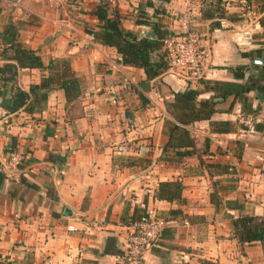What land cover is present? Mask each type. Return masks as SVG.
<instances>
[{"label": "crops", "instance_id": "crops-1", "mask_svg": "<svg viewBox=\"0 0 264 264\" xmlns=\"http://www.w3.org/2000/svg\"><path fill=\"white\" fill-rule=\"evenodd\" d=\"M99 1L138 36L151 31L136 25L142 18L179 34L178 19L187 13V29L203 54V81L242 83L235 68L258 66L251 70L257 75L264 67L242 56L264 49L258 0H222L237 21L222 20L213 29L202 18V0H0V35L13 24L18 41L45 66L67 60L85 83L71 103L61 91L49 92L38 113L0 107V166L10 171L0 188V264H122V256L104 254L105 243L114 239L124 254L134 211L142 205L167 222L143 264H264L261 244L240 243L232 226L243 214L264 219V131L241 140L237 126L253 114L256 123L264 121L260 92L246 94L243 107L233 96L214 98L217 112L210 120L187 126L193 154L178 156L165 148V123L173 121L166 107L175 94L204 85L169 71L147 80L142 69L122 64L114 48L94 42L87 30L99 26L90 15ZM156 8L164 14L154 16ZM41 76L39 69H21L16 85L28 91ZM213 96L202 92L197 101ZM211 122L235 127L214 133ZM12 153L21 159L17 171ZM159 183L179 185L183 203L158 199ZM229 201L240 209L228 208ZM170 210L187 218L171 217Z\"/></svg>", "mask_w": 264, "mask_h": 264}, {"label": "trees", "instance_id": "trees-1", "mask_svg": "<svg viewBox=\"0 0 264 264\" xmlns=\"http://www.w3.org/2000/svg\"><path fill=\"white\" fill-rule=\"evenodd\" d=\"M206 3V7L202 8V18L205 21H211L210 28L220 27L222 20L237 21L234 14H228L222 0H202V4ZM259 12L264 13V0H258ZM161 9H154V16L163 15ZM98 21V28L95 30H87L92 36L94 42L114 48L121 58L124 65L142 69L147 80H153L168 70V65L163 53V40L168 33L162 30L159 21L150 23L148 19H138L136 25L149 27L156 38H139L137 33L127 31L122 28L121 18L116 11L109 12L108 5L99 1L90 12ZM260 27L263 29L264 38V14L259 20ZM0 39L4 47L0 51V57L4 64L0 66V107L8 113H15L20 109H24L27 114L38 113L43 110L47 101L48 94L51 91H61L64 95L66 103H71L80 98L85 90L84 81L77 77L67 60H54L47 66L42 63L41 57L36 51L24 46L17 39V30L11 23L5 25L0 35ZM261 44H264L261 43ZM243 57L250 60L264 59V49H255L242 54ZM258 66H239L233 70L234 76L242 83L227 82H209L200 80L204 85V90L195 91L188 89L185 92L177 93L174 99L166 107L173 121L165 123V130L168 136V142L165 148L176 149L178 156H188L193 151L188 150L194 148V141L190 136L187 126L198 121H209L211 116L217 112L215 108L214 98L225 100L233 96L241 100L242 107L245 105L244 97L249 92L264 93V67L257 75L251 73L252 69H258ZM21 69H39L42 72L41 81L38 87L30 86L28 91L22 90L16 85L18 72ZM202 92H212L213 98L209 101H197L198 96ZM244 113H250L249 109L244 108ZM255 116V114H253ZM253 116V117H254ZM238 124V123H237ZM239 129H243L241 124L237 125ZM236 126V127H237ZM235 124L230 122H211L210 129L214 133H229L234 130ZM264 131V121L255 124V132ZM184 151H180V150ZM208 169L216 168L215 165H207ZM219 168L221 172L225 170ZM226 169V168H225ZM5 180L4 174L0 171V188ZM35 188V186L30 185ZM51 189V188H50ZM157 198L168 202L183 203L181 196V187L172 183H159L157 189ZM211 201L217 206L218 195L212 193ZM226 205L230 209H240V205L235 202H227ZM144 215L143 210H135L133 219L130 223L139 220ZM171 217L183 215L180 210H170ZM234 236L239 242L252 243L259 242L264 250V219L243 214L232 220ZM104 254L113 253L122 256L123 252L116 245V241L108 238ZM87 264H98L96 262H88Z\"/></svg>", "mask_w": 264, "mask_h": 264}, {"label": "built area", "instance_id": "built-area-1", "mask_svg": "<svg viewBox=\"0 0 264 264\" xmlns=\"http://www.w3.org/2000/svg\"><path fill=\"white\" fill-rule=\"evenodd\" d=\"M189 15H181L178 19L181 33L169 34L163 40V53L168 65V70L185 81H200L203 76L204 59L198 45V38L188 31ZM243 129H239V139H246L255 132L256 120L253 116H246L239 121ZM21 159L12 153V169H18ZM0 171L5 177L10 176V171L0 166ZM9 173V174H8ZM144 215L137 221L130 223L128 243L122 255V264H143L144 253L157 240L165 229L167 222L158 217L155 212L141 206ZM4 260L0 258V263Z\"/></svg>", "mask_w": 264, "mask_h": 264}, {"label": "water", "instance_id": "water-1", "mask_svg": "<svg viewBox=\"0 0 264 264\" xmlns=\"http://www.w3.org/2000/svg\"><path fill=\"white\" fill-rule=\"evenodd\" d=\"M139 38H153V39H155L156 38V35L151 30V31H148L146 33L141 34L139 36ZM250 65L264 66V59H254V60H252L250 62ZM256 97H257L258 101L263 105L264 104V94H262V93H256ZM65 213H66V216L70 215V214H68V210H65Z\"/></svg>", "mask_w": 264, "mask_h": 264}]
</instances>
